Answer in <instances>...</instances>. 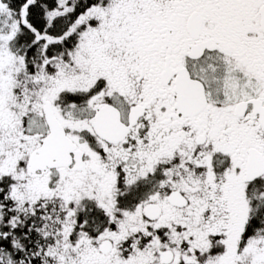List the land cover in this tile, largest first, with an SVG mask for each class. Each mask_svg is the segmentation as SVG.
Here are the masks:
<instances>
[{"label": "snow or ice", "instance_id": "1", "mask_svg": "<svg viewBox=\"0 0 264 264\" xmlns=\"http://www.w3.org/2000/svg\"><path fill=\"white\" fill-rule=\"evenodd\" d=\"M0 264H264V0H0Z\"/></svg>", "mask_w": 264, "mask_h": 264}]
</instances>
